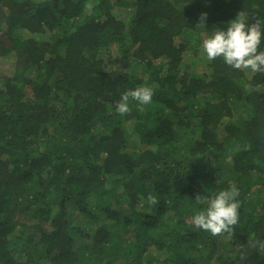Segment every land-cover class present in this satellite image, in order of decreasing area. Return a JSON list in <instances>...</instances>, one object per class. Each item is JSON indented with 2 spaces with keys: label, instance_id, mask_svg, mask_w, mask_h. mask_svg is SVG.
Listing matches in <instances>:
<instances>
[{
  "label": "trees",
  "instance_id": "trees-1",
  "mask_svg": "<svg viewBox=\"0 0 264 264\" xmlns=\"http://www.w3.org/2000/svg\"><path fill=\"white\" fill-rule=\"evenodd\" d=\"M241 12L264 0H0V264H264V74L184 58ZM233 185L232 233L196 229Z\"/></svg>",
  "mask_w": 264,
  "mask_h": 264
},
{
  "label": "clouds",
  "instance_id": "clouds-1",
  "mask_svg": "<svg viewBox=\"0 0 264 264\" xmlns=\"http://www.w3.org/2000/svg\"><path fill=\"white\" fill-rule=\"evenodd\" d=\"M93 5L87 4L86 8L91 9ZM206 13L201 14L200 24L204 27ZM264 21L256 19L252 24H248L243 18V13H239L237 18L230 21L227 30L217 29L210 36L203 39L202 51L209 61L221 59L223 63L233 70H250L253 73L264 74V51L260 50L262 39H264ZM246 90L253 91L251 84L245 85ZM154 91L150 87H137L122 94L120 101L116 104V112L121 116L129 113V102L135 101L143 111L144 105L152 102ZM239 189L233 185L227 190L219 191L206 201V206L191 218V223L196 229L208 232L213 237L231 234L234 227L239 223L240 203L238 197ZM196 200L205 204L203 197ZM149 204L157 203L156 198L149 195ZM252 250L264 251V241L253 239L249 242ZM247 259V255L242 253L240 260Z\"/></svg>",
  "mask_w": 264,
  "mask_h": 264
},
{
  "label": "rangeland",
  "instance_id": "rangeland-1",
  "mask_svg": "<svg viewBox=\"0 0 264 264\" xmlns=\"http://www.w3.org/2000/svg\"><path fill=\"white\" fill-rule=\"evenodd\" d=\"M217 29L224 30L223 26H215L212 32L209 33V36L211 33L215 32ZM208 34L201 33L197 37L189 36L188 43H189V49L187 53L185 54L184 58L186 62H194L202 67V65L208 60L205 56V54L202 51V41L203 39L207 38ZM13 60L9 59L4 60L0 59V74H10L12 73L14 69V63ZM107 62H109L112 66L115 67H124L127 70L135 69L137 72H139V67H135L134 62L132 59H123L119 55H115L112 59H107ZM101 128V127H99ZM141 148V145H140ZM140 208H142V205H144L143 202L140 203ZM22 217H17V220H20ZM75 222L83 229L88 230L90 228L89 225H84V221L81 217H78ZM44 229H47V227H44Z\"/></svg>",
  "mask_w": 264,
  "mask_h": 264
}]
</instances>
